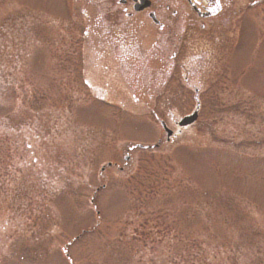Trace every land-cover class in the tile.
I'll return each mask as SVG.
<instances>
[{"label": "rangeland", "instance_id": "obj_1", "mask_svg": "<svg viewBox=\"0 0 264 264\" xmlns=\"http://www.w3.org/2000/svg\"><path fill=\"white\" fill-rule=\"evenodd\" d=\"M246 4L251 40L188 26L173 63L137 17L112 32L123 67L84 38L87 3L0 0V264H264V0Z\"/></svg>", "mask_w": 264, "mask_h": 264}, {"label": "flooded vegetation", "instance_id": "obj_2", "mask_svg": "<svg viewBox=\"0 0 264 264\" xmlns=\"http://www.w3.org/2000/svg\"><path fill=\"white\" fill-rule=\"evenodd\" d=\"M87 3L84 18H88L85 24V37L89 38L91 31L96 30L97 35L106 43L98 59H103L109 52L111 58L121 61L125 67L127 57L130 55L127 49L125 53L120 52L119 40L113 37L112 32L123 30L128 22L143 16L151 21L160 34V47L162 59L173 63L179 55L183 43V37L188 26L208 31L217 25L229 35L234 28L238 29L237 44L243 40H251L245 32L247 30V4L246 0H81ZM256 4V2H255ZM254 5V3H253ZM189 17L192 19H189ZM88 42V39H87ZM238 46V45H237ZM90 47V46H89ZM85 51L86 48H85ZM111 51V53H110ZM170 52H172L170 54ZM88 54L86 53V56ZM85 63H89L88 56ZM149 61H147L148 63ZM90 64V63H89ZM146 64V63H145ZM143 74L147 71L144 65L141 70ZM126 73H129L125 71ZM188 82L189 79L187 78ZM195 93L196 107L198 105L199 88H193ZM104 93V92H103ZM200 102V101H199ZM196 110V109H195ZM201 110V106H200ZM200 112V111H199ZM171 138H168V140Z\"/></svg>", "mask_w": 264, "mask_h": 264}, {"label": "water", "instance_id": "obj_3", "mask_svg": "<svg viewBox=\"0 0 264 264\" xmlns=\"http://www.w3.org/2000/svg\"><path fill=\"white\" fill-rule=\"evenodd\" d=\"M199 109H200V105L198 103V106H197L195 113L191 116L183 118L182 121L179 122V124H178L179 127L185 128V127H189V126L193 125L198 120ZM162 126H163L164 130L166 131V133L168 134V136H171L172 131H170L164 123H162ZM126 159L129 160V157Z\"/></svg>", "mask_w": 264, "mask_h": 264}]
</instances>
